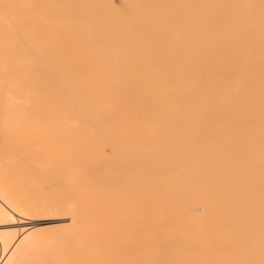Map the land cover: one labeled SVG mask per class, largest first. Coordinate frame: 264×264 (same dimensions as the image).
<instances>
[{
    "label": "bare ground",
    "instance_id": "1",
    "mask_svg": "<svg viewBox=\"0 0 264 264\" xmlns=\"http://www.w3.org/2000/svg\"><path fill=\"white\" fill-rule=\"evenodd\" d=\"M1 1L4 25L37 11ZM159 1L36 0L45 22L33 32L48 36L28 71L31 52L6 39L24 59L2 60L0 79L26 88L0 87L15 93L0 124L29 131L24 144L16 126L0 129L24 145L4 156L5 174L27 182L19 204L0 178V223L18 208L35 222L0 228V245L14 248L1 264H264V0H217L220 11ZM52 219L68 232L40 249L32 228Z\"/></svg>",
    "mask_w": 264,
    "mask_h": 264
},
{
    "label": "rangeland",
    "instance_id": "2",
    "mask_svg": "<svg viewBox=\"0 0 264 264\" xmlns=\"http://www.w3.org/2000/svg\"><path fill=\"white\" fill-rule=\"evenodd\" d=\"M2 1H5V3H3ZM2 1H1V4H2V5H1V9H3L4 11H7V12H9V8H10V7L6 6L7 8H5V6H4L3 4H6V3H7L6 5H9V4L13 3L12 5H9V6H12V9H10V10H11L10 12H13L14 10H15L16 12H17V11H20V7H19V6H27V9H29V8L31 7L32 11L34 12L35 9H33V6H34L33 4H35V3H36L35 6H36V8H37V11H38V9H39V8L37 7V2H36V0H30V1H29V2L31 3L30 6H29V5H26V1H25V0H17L18 3H19V1H20V2L22 1L21 4L19 3V4H20L19 6H16V5H17L16 0H9V2L11 1V3H9L8 0H2ZM24 1H25V2H24ZM32 1H33V2L35 1V3H33ZM39 1H40V0H39ZM158 1H159V0H158ZM181 1H182V0H181ZM239 1H240V0H237V2L240 4ZM252 1H253V2H252ZM257 1H258V0H257ZM14 2H15V4H14ZM29 2H27V3H29ZM159 2H160V1H159ZM169 2H170V0H169ZM171 2H172V0H171ZM174 2L176 3L177 1H174ZM183 2H184V4H185L186 2L188 3V4L186 3L187 8H188V6H189V4H190V7H191L190 9H192V7H193V8L196 10V8H195L196 6L194 7L195 4H194V3L192 4V2H194L193 0H192V1H191V0L187 1V0H186V2L183 0ZM189 2H191V3H189ZM244 2H246V1L244 0L243 3H244ZM247 2H248V3H249V2H252L251 4H253L254 2L256 3V1H254V0H248ZM258 2H259V1H258ZM22 3H24L25 5H22ZM32 3H33V4H32ZM38 3H40V2H38ZM175 3H173V5H176ZM177 3H178V2H177ZM180 3H181V2H180ZM180 3H179V4H180ZM202 3L205 4V5H210V7H213V8H211V9H216V11H220V10H221V7H220V6H221V2H220V1H217V0H203ZM241 3H242V2H241ZM218 4H219V5H218ZM256 4H257V3H256ZM180 5L182 6V8L185 7V6L182 5V4H180ZM180 5H178V6H180ZM3 6H4V7H3ZM178 6H176V7L178 8ZM216 6H218V7H216ZM13 7H14V8H13ZM17 7H19V8H17ZM173 7H175V6H173ZM15 8H17V10H16ZM24 8H26V7H24ZM13 9H14V10H13ZM18 9H19V10H18ZM31 9H30V10H31ZM173 9H176V8H173ZM218 9H220V10H218ZM240 9H242V8H240ZM240 9H238V10H240ZM12 10H13V11H12ZM22 10H23V12H28L26 9H23V8H22L21 11H22ZM192 10H193V9H192ZM206 10H207V9H206ZM238 10H236V11H238ZM15 11H14V13H15ZM37 11L34 12L32 15L19 16V17H22V18H19L18 15H17L16 18H18V19H17V20L14 19L15 22H16V26H17V27L14 26L15 23H14L13 21H10V23H11V22L14 23L13 25H12V23L9 24V21H7L8 25H7V23H5V25H4V23H2V21H1L0 26H2V28H3L6 32L4 33V31L1 32V30H0V35L3 34V36H0V37H1L0 40H1L2 38L4 39V40L2 39L3 41H1V44L4 43V45H3V48H4V49H2L3 51H1V49H0V51H1V52H0V57H1V55H2V58L0 59V60H1V62H0V66L2 65L1 63H4V62H2V60L5 61V63L8 61V62L6 63V65H8V63L10 64L9 60H10V59H11V60L13 59L12 56L14 57V59H17V60H20V61H22L21 59H24V58H18V57L16 58V57H15L16 55H14V53L16 52V50L14 49V47H16V49L23 50V49H21V48H18L19 45H20V43H23V42H24L23 44L26 45L25 48H27V49H24V50H25V51H26V50H27V51H30V52L32 53L33 57L37 56V57H35V58H32V59L35 60V62L32 63V64L30 65V64H29L30 61L32 62V59H31L30 57H32V56H31V53L28 52V54L30 55V57L26 56L25 58L28 57V60H27V61H28L29 63H28V62H26V63H28L30 66L28 67V65L24 62V63H25L24 65H26V67L24 66L23 69L26 68V70L28 71V70L31 68V66L33 67V65H37V64H36V62H37L36 60H38L37 58H40V57H38V56H39L38 53H40V50L43 52V48L38 46L39 44H37V40H38V38H39L38 41L43 40V39H45V38L48 36V35L45 34V32H44V33H42V36H41V35H40V37L37 36V37H38L37 39H36V37H35V36H36L35 34H37V35H39V34L37 33L38 31L36 32V28H35V29L33 28V25H37V24H39V23H40V24L42 23V25H44V22H45V21L41 22L43 19L38 20V19H39V18H38L39 16H38V14H37ZM224 11H225V12H224ZM222 12H223V14L227 15L228 18L231 17V15H232V16L234 15V16H233V19H234V18H235V19L237 18V17H235V15H237L238 18H239V15H238L237 13L235 14L233 11H227V10L225 9V10H222ZM35 13H36L37 15H36ZM30 16H31V17H30ZM37 16H38V17H37ZM261 16H262V15H261ZM13 17H14V16H13ZM13 17H12V19H13ZM29 17H30V18H29ZM14 18H15V17H14ZM32 18H34V19H32ZM35 18H37V19H35ZM40 18H41V17H40ZM231 18H232V17H231ZM231 18H229V19H231ZM238 18H237V19H238ZM255 18L257 19V18H259V16L257 15ZM255 18H253V19H255ZM6 19H8V17H6ZM9 19H11V18H9ZM22 19H23V20H26V19H27V20H30V21L32 20V22L35 21L36 23H35V24L33 23V24L29 25L30 23H29V24L23 23L24 21H22ZM239 19H240V18H239ZM0 20H1V19H0ZM2 20H3V19H2ZM4 20H5V19H4ZM174 20H175L176 22L178 21V19H176V18H174ZM179 20H180V19H179ZM19 21H21V22H19ZM37 21H38V22H37ZM39 21H40V22H39ZM179 22H180V21H179ZM177 23H178V22H177ZM18 24H19V25H18ZM6 25H7V26H6ZM28 25H29V26H28ZM10 26H11V27H10ZM18 26H19V27H22L23 29H29V30H31V32H33V31L36 32L35 34H34V32H33V36L35 37V41H36V43H35L34 41H33V42L30 41V39H31V40H34V37L31 35V34H32L31 32H29L28 30H22V29H21V30H18V28H19ZM193 26H194V25H193ZM14 27H15V28H14ZM11 28H12V29H11ZM37 28H38V27H37ZM0 29H1V27H0ZM3 29H2V30H3ZM19 29H20V28H19ZM7 30H8L9 32H7ZM10 31L12 32V34H17V32H18V33L21 32V34H17V36H15V35H11V32H10ZM14 31H15V32H14ZM16 31H17V32H16ZM25 31H26V32H29L30 34H28V33H27V34L24 33ZM6 33H8V34L10 35V37L5 38V34H6ZM23 33H24L25 35H23ZM8 34H7V35H8ZM9 35H8V36H9ZM22 35H23V36H22ZM44 35H45V37H44ZM31 36H32L33 38H32ZM12 37H14V39L16 38L14 41H16V42L19 43V44L17 43V44H18V47L16 46L17 44H15V45L13 44L14 41H13V43H12L11 40L8 41L9 38H12ZM23 38H24V41H23ZM25 38H27V39H25ZM29 38H30V39H29ZM6 39H8V40H6ZM12 40H13V39H12ZM17 40H18V41H17ZM27 40H29L30 42L27 41ZM4 41H6V42H4ZM26 41H27V42H26ZM9 42H10V45H11V46L9 45ZM6 43H7V44H6ZM29 43L33 45V46L31 47V49H28V48L31 46V45H29ZM1 44H0V48L2 47ZM5 45H6V46H5ZM13 45H14V46H13ZM27 45H28V47H27ZM7 46H8V47H7ZM22 46H23V45L21 44L20 47H22ZM5 47H6V48H5ZM10 47H11V48H10ZM36 47H37V49H36ZM23 48H24V46H23ZM8 49L11 51V53H12L13 55L10 56L11 53H10V51H9ZM11 49H12V50H11ZM4 50H6V51H8V52H6V51H4ZM14 50H15V51H14ZM32 50H33V51H34V50H37V51H34V52H38V53L35 55L34 52H33ZM16 53H17V52H16ZM23 53H24V52H23ZM43 53H45V52H43ZM43 53H42V54H43ZM17 54H18V53H17ZM25 54H27V53H25ZM22 55H23V56H22ZM19 56L24 57L25 55H24V54H21V55H19ZM44 56H45V55H42L41 57L44 58ZM4 57H5V58H4ZM6 57H7V60H6ZM9 58H10V59H9ZM44 59H45V58H44ZM11 60H10V61H11ZM13 61L15 62L16 60H13ZM25 61H26V60H25ZM15 63H17V62H15ZM13 64H14V63H13ZM13 64H11L10 66H9V65H8V66L3 65V66H4L3 68H8V67L10 68ZM17 64H20V65H18L17 68H20V67L23 66L22 63H19V62H18ZM35 67H36V66H35ZM3 68L0 67V73H1V71H2L1 69H3ZM12 68H15V69H16V65H15V67L12 66ZM20 69H22V68H20ZM23 69H22V70H23ZM16 76H19V75H15V77H16ZM18 78H19V77H17L16 79H18ZM1 79H2V78H1ZM1 79H0V87H1L2 90H3V87H4V88H7V87H10V86H13V85H17V87H19V85L21 84L20 82H22V81H20V80H17L18 83L15 82V78H12V79L9 78V80H7V81L5 80V82H4V79H2L3 82L1 81ZM11 80H12V81H11ZM13 82H14V84H13ZM19 83H20V84H19ZM23 83H26V82H23ZM12 84H13V85H12ZM21 85H22V84H21ZM13 87H15V86H13ZM25 88H26V86L23 87V88L19 87L18 89H23V90H24ZM28 88H29V87H28ZM28 88H27V90H28ZM1 89H0V102H1V101H4L3 99H6V101H4L5 104H4V102H2L4 105H6V104H7V101H8V100H7V97L11 98V95H14L15 93H13V92H8V93H7V91H5L6 89H5L4 91H2ZM7 90H8V89H7ZM27 90H26L25 93H28ZM29 90H31V89H29ZM17 93H18V92H17ZM1 95H2V96H1ZM7 95H8V96H7ZM19 96H22V95L19 94ZM19 96H18V97H19ZM23 97H25V96H23ZM28 97H29V99L31 98L30 95H29ZM9 98H8V99H9ZM31 100H32V99H31ZM3 104L0 103V106L3 105ZM4 108L6 109V106H4ZM4 108L1 107V109H4ZM1 109H0V110H1ZM1 111H3V110H1ZM4 111H5V110H4ZM3 115L5 116V112H4ZM3 115H2V116H3ZM4 116H3V118H4ZM0 120H1V115H0ZM3 120H4V119H3ZM10 121H11V122H14L12 119H11ZM24 121H25V120H24ZM1 122H2V120L0 121V123H1ZM9 123H10V122H9ZM11 124L14 125V126H12ZM11 124L6 125L5 128H6V129H9V130H8L9 132H12L11 130H13V127L16 126L17 129H20V132H19V133H18V132H14V134H15V133H18V134L21 136V138H23V140H21L20 138H16V137L19 136L18 134H17L18 136H17V135L14 136L13 134H12V135H13V136H12V135L9 133V134H10V138L8 137V141H9V139H11L10 141H13V142H11V143H13V144H8V143H10V142L7 143L6 139H7V136H9V134L7 133L6 130H5V132H2L3 130H0V145H2V146H0V166H1V167H0V178L3 179V180H5V181H6V179H7L6 182H9V183H7V185L9 184V185H8L9 187H12V188H13V187H14V184H16V190H15V192H17V190L20 192V190H19V187H20V186L17 187V185H18L19 183H21V181L23 182L24 179L21 180V181L19 180V183L17 184L16 182L18 181V178H17V181L14 180V178L16 179V177H15L16 175L14 176V175L12 174V175H13V176H12L11 174H7V175L5 174V172H7V168H6L7 164H8V165H9V164H12V162H11L10 160H9L10 163H8V162H9L8 160L5 162V160L7 159V158H5V157H6V156L9 157L8 154H12L13 152H14V155H16L17 153H16L15 151H17V152H20V151H21V149H19L20 151H19V150H15L16 148H14V147L17 146V148H20V147L24 146V145H21V146H20V144H22L23 142H24V144H26L25 142H26V139L28 140L27 133H28L29 130H27V128H26L27 125H25L24 127L22 126V125H24V124H22V122H21V125H19V124H15V122H14V123H11ZM21 126H22V127H21ZM7 127H9V128H7ZM10 127H11L12 129H10ZM1 128L3 129L4 127H2V125L0 124V129H1ZM5 128H4V129H5ZM18 131H19V130H18ZM11 136L14 137L15 139H17L18 141L21 140L22 143H21V142H17V141H15V142H16V143H15V142H14V138L12 139ZM19 139H20V140H19ZM4 140H5V142H4ZM1 143H2V144H1ZM14 143H15V144H14ZM7 146H8V148H7ZM13 146H14V147H13ZM18 146H20V147H18ZM10 148H12V149L10 150ZM13 148H14V151L12 152ZM7 149H8V150H7ZM9 150H10L12 153L9 152ZM6 153H8V154L6 155ZM4 156H5V157H4ZM16 156H18V155H16ZM16 156H15V157H16ZM3 157H4V158H3ZM11 158H14V157H11ZM11 158H9V159H11ZM16 158H17V157H16ZM4 159H5V160H4ZM11 160H12V159H11ZM18 160H19V159H18ZM18 160L15 159L16 162H17ZM12 161H13V163H14V160H12ZM18 162H19V161H18ZM22 163H24V162L21 160V161L19 162V164H22ZM14 164H15V163H14ZM16 165H17V164H16ZM1 168H2V170H1ZM5 168H6V170H5ZM8 170H9V168H8ZM13 171H14V169H13ZM7 173H8V172H7ZM10 173H12V171H10ZM1 175H2V176H1ZM5 175H6V178L4 177ZM9 176H10L11 178H10ZM3 177H4L5 179H4ZM17 177H18V176H17ZM9 178H10L11 180H10ZM19 178H20V177H19ZM1 179H0V181H1ZM25 179H26V178H25ZM8 180H10V181H8ZM27 180H29V179H27ZM13 181H15V183H14ZM1 182H2V181H1ZM25 182H26V180H24V183H25ZM29 182H30V181H29ZM29 182H28V183H29ZM26 183H27V182H26ZM4 184L6 185V183H4ZM0 185H3V183L0 184ZM21 185H22V184H21ZM30 185H31V184H30ZM9 187H8L7 190H8V191H9L10 189L12 190V191H11V197H12V195H13L12 192H14V189H12V188L9 189ZM0 188H1V187H0ZM2 188L4 189V187H2ZM14 188H15V187H14ZM5 189H6V187H5ZM29 193H30V192H29ZM9 194H10V191H9ZM20 194L22 195V192H21ZM17 195H18V192H17V194L14 193L13 197H14V196H17ZM29 195L32 196V194H28V193H27V196H28V197H29ZM33 195H35V194H33ZM11 197H10V199H11ZM19 197H20V196H17V200H18V201H17V200H16V201H17L19 204H20V203H23V202H20V201H19V200L22 199V198L20 199ZM34 198H36V197H34ZM15 199H16V198H14V200H15ZM29 199H30V198H29ZM21 201H23V200H21ZM9 203H10V202H9ZM14 203H15V202H11L10 205H12V204H14ZM18 203H16V204H18ZM16 204H14L16 207H18V206L20 207V205H16ZM26 204H27V203H26ZM27 205H28V206H27ZM27 205H26V207L24 208V210H26L27 207L29 208V204H27ZM22 208H23V207H22ZM28 208H27V210H28ZM16 209H17V208H15L14 210H15V211L19 210L20 213L22 212V213H25L26 215H25V214L20 215V213L18 214V211H17V214H18V215H17L16 212H15V213H14V214H15L14 216H15L16 218H11V221H7V222L5 221V222H2L3 224L0 223V228H1V229L5 228L6 230H21V228H22V229L24 228V230H25L26 227L29 228V227L33 226V223L35 222L33 219H35V218H34L33 216H29V215H32V214H31V210H30V213H29V210L23 212L22 209H21L22 211H21L19 208H18L17 210H16ZM26 212L29 213V214L27 215ZM33 215H34V214H33ZM17 216H18V217H17ZM20 216H21V217H20ZM34 216H36V215H34ZM19 217L22 218V219H20ZM17 218H18V219H17ZM14 219H15V220H14ZM19 219H20V221H19ZM30 219H31L33 222L30 221ZM12 220H13L14 222H13ZM16 220H17V223H16ZM23 220H24V221H23ZM26 221H27V222H26ZM11 222H13V223H11ZM24 222H25V223H24ZM31 222H32V224H31ZM39 222H40L39 225L36 226V228H32V229H34V230H35V229L39 230V231H37L39 234H37V232H36L37 236L39 235L38 237L36 236V237L38 238V239L36 238V240H39V241H37V242H38L37 244H36V243H33V244H36L37 246H38V245L41 246L42 248H40V249H43V247H44V249H45V247H53V246L55 245V244L52 243L53 240H55V243H56V245H57V241L61 242L62 237L65 235V232H66V233L68 232V231H65V228H64V227L61 228L60 226H58V225L61 224V222H55V220H53V219H52V220H49V221H48V220H45V222H44V221H39ZM41 222H42V223H41ZM51 222H52V223H51ZM10 223H11V224H10ZM1 224H2V227H1ZM12 224H13V225H12ZM14 224H15V225H14ZM17 224H18V225H17ZM8 225H9L11 228H10ZM26 225H27V226H26ZM55 225H57V226H55ZM6 226H7V227H6ZM16 226H18V228H16ZM51 226H52V228L57 227V228H55V231H54V232L52 231ZM13 227H14L15 229H14ZM7 228H9V229H7ZM12 228H13V229H12ZM39 228L42 229V230H40ZM45 228L47 229V231H48V229L51 230V231H48V232H49V233H48V232L46 231ZM43 229H45V231H44ZM63 229H64V230H63ZM3 230H4V229H3ZM6 230H5V231H6ZM57 230H59L60 232H59V231L57 232ZM66 230H67V229H66ZM30 231H32V230H30ZM64 231H65V232H64ZM45 232H47L48 234L45 233ZM55 232H56V233H55ZM52 233H54V234H52ZM58 234H59V235H58ZM48 235H49V236H48ZM56 235H57V236H56ZM60 235H61V236H60ZM54 236H55L56 238H54ZM48 237H49V238H48ZM57 237H59V238H57ZM41 238H42L43 240H42ZM47 239L49 240V242L51 241L50 239H52V242H50V243L53 244V245H50V243L47 241ZM58 239H61V240H58ZM41 241H42L43 243H42ZM0 243H2V242H0ZM40 243L43 244V245H41ZM44 243H45V244H44ZM46 244H48V246H45ZM58 244H59V243H58ZM25 245H26V244H25ZM25 245H24V246H25ZM30 245H32V244L27 243L26 246H28L29 248L26 247V246H25V247L22 246V248L26 249V251H27L28 249H30V248L32 249V248H33V247H30ZM36 245H34V246L37 248ZM0 246H1V245H0ZM3 246H4V245H3ZM10 246H13V245H10ZM10 246H8V247H10ZM5 247H6V246H5ZM14 247H19V248L15 249V250H17V252H18V251L20 250V248H21V246H14ZM56 247H57V246H56ZM11 248H13V247L8 248V249H10V250H8L7 247H6L5 250H6V249H7V250L5 251V250H4V247L1 246V247H0V250L2 249L1 251L4 250L3 252H6V253H7V251H13V250H14V248H13L12 250H11ZM22 248H21V250H22ZM27 248H28V249H27ZM54 248H55V246H54ZM40 249H36V250H40ZM36 250H35V249L31 250V256L29 257V259L31 258L30 261H33V263L36 262V261L38 260V259H37L38 256L36 257V254H35V256H34V257H36V258H35L36 260H35V261L32 260V258H33V256H32L33 254H32V253H33V252H36V253H37L38 251H36ZM50 250H52V249L50 248ZM43 251H44V250H43ZM28 253H29V250H28ZM37 254H38V253H37ZM33 259H34V258H33ZM29 263L31 264V262H29ZM0 264H1V263H0ZM34 264H35V263H34Z\"/></svg>",
    "mask_w": 264,
    "mask_h": 264
}]
</instances>
